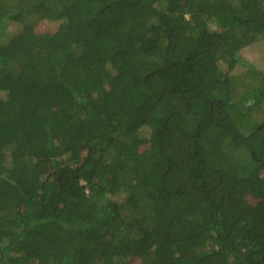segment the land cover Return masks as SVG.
Masks as SVG:
<instances>
[{
    "label": "trees",
    "instance_id": "obj_1",
    "mask_svg": "<svg viewBox=\"0 0 264 264\" xmlns=\"http://www.w3.org/2000/svg\"><path fill=\"white\" fill-rule=\"evenodd\" d=\"M260 42L264 0H0V264H264Z\"/></svg>",
    "mask_w": 264,
    "mask_h": 264
},
{
    "label": "rangeland",
    "instance_id": "obj_2",
    "mask_svg": "<svg viewBox=\"0 0 264 264\" xmlns=\"http://www.w3.org/2000/svg\"><path fill=\"white\" fill-rule=\"evenodd\" d=\"M53 29L54 27L50 26L48 23L42 22L34 28V32L36 34H41L52 31ZM241 54L249 63L256 67L257 70L264 72V42L256 43L243 49ZM240 69L242 71V68H239V70ZM248 200L249 202H253L252 197H249Z\"/></svg>",
    "mask_w": 264,
    "mask_h": 264
}]
</instances>
